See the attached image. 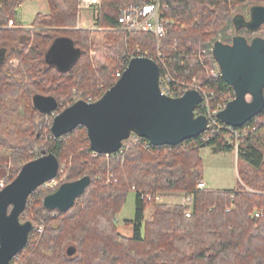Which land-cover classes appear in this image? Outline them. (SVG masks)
<instances>
[{
	"label": "trees",
	"instance_id": "trees-1",
	"mask_svg": "<svg viewBox=\"0 0 264 264\" xmlns=\"http://www.w3.org/2000/svg\"><path fill=\"white\" fill-rule=\"evenodd\" d=\"M24 1L0 0V188L43 152H52L59 168L68 163L67 181L88 175L90 182L65 211L44 207L47 192L39 186L29 194L19 218L33 228L16 264H264V108L236 127L237 144L228 129L210 127L176 145H153L132 133L121 151L93 155L84 126L60 137L50 131L54 114L78 99L88 101L99 90L100 96L115 82L116 71L136 55L153 58L161 79L160 54L174 83L202 89L210 110L226 103L234 97L232 87L208 71L215 62L213 44L230 43L236 32L234 17L248 15V20L249 9L264 6V0H160L165 33L158 40L149 31L118 29L120 7L151 0H100L95 18L99 28L94 30L76 27L79 0H47L48 12L34 15V28L1 26L7 19L21 25L18 8ZM260 28L264 30V22ZM257 30L242 25L237 33L249 41ZM95 33L103 34L108 65H95ZM56 37L70 39L78 50L66 69L46 61ZM14 57L17 65L10 63ZM34 94L56 99L53 114L33 106ZM195 111L205 113L204 102ZM204 146L215 153L236 150V188H197ZM108 172L112 177L105 184L97 176ZM129 191L135 194V209L125 223L133 225V234L125 236L117 231L115 219ZM175 192L191 201L167 204L153 198ZM256 212L261 215L254 217ZM37 222L43 225L41 232Z\"/></svg>",
	"mask_w": 264,
	"mask_h": 264
},
{
	"label": "water",
	"instance_id": "water-1",
	"mask_svg": "<svg viewBox=\"0 0 264 264\" xmlns=\"http://www.w3.org/2000/svg\"><path fill=\"white\" fill-rule=\"evenodd\" d=\"M263 22L264 6L254 5L249 9V19L238 21L231 42L216 41L212 47L220 76L234 92V97L216 117L232 127L242 126L264 108V37L256 35L248 41L237 33L242 25L257 30ZM2 55L0 49V60ZM77 56L78 50L70 39L56 37L46 52V61L66 69ZM159 73L153 58L132 56L121 75L98 99H78L54 114L50 125L52 135L60 137L76 126H84L90 149L111 154L132 133L153 145H176L206 131L207 117L195 111L202 103V93L189 88L181 96H169L160 88ZM32 103L40 113H53L57 108L56 99L51 95L34 94ZM58 168L56 156L43 152L24 163L15 178L0 188V264H10L12 257L25 246L33 224L22 222L19 216L29 194L53 179ZM89 182L88 175L63 182L43 197L42 204L47 209L65 211ZM72 252V247L67 249L68 254Z\"/></svg>",
	"mask_w": 264,
	"mask_h": 264
},
{
	"label": "rangeland",
	"instance_id": "rangeland-1",
	"mask_svg": "<svg viewBox=\"0 0 264 264\" xmlns=\"http://www.w3.org/2000/svg\"><path fill=\"white\" fill-rule=\"evenodd\" d=\"M18 9L20 13L21 25L15 24L13 22L11 28H34L33 26L30 25L34 18V15L38 12L43 14L47 13L48 3L47 0H26L19 5ZM244 17L245 19H247L248 15L247 17L246 16ZM95 18L96 17L93 16V9L91 8L79 9L78 22L76 27L83 29H93V30L98 29L99 27L97 26ZM245 19H242L239 16H235L234 17L235 26H238L239 20L245 21ZM1 26L4 27V25ZM256 35L264 37V30L260 28L259 30L251 33L250 37L252 38L253 36ZM94 39L98 45L97 48L92 51L95 60V65L97 67L108 65L110 63V56L102 46L103 34L95 33ZM154 56H157V54H155ZM50 60H52V58ZM10 63L12 65H17L18 58L14 57L10 59ZM194 87L195 86H193V84H188V89ZM247 99L248 100L250 99L249 95H247ZM18 109L20 116L21 113H23L22 112L23 105L18 107ZM49 114H53V113H49ZM15 131L18 133V135H20L21 131L19 128L16 127ZM93 155L96 154L93 153ZM235 155H236L235 149L233 151L215 153L211 150L210 146H204L200 148V156L202 160V180L205 182L206 188L217 189V188L237 187L238 176H237V168H236L237 160ZM67 168H68V163H64L63 166L58 168L59 174L56 175L53 179L39 186L40 191L47 192V194L51 193L54 190H56L61 183L66 182ZM110 173L111 172H108L106 173V175L103 176H101L100 174L97 177L98 179L103 180L104 183L106 184L110 182V177H109ZM184 197L185 196L182 195L181 193L175 192V194H166L165 196H161L158 201L167 204H175V203L185 204ZM134 209H135V194L133 191H129L126 200L121 210L116 215V219H115L117 231L122 235L132 236L133 234V225L126 224L125 220L133 219ZM149 213H150V206L146 207L144 211V217L147 218L149 216ZM35 225H37L38 227L41 228V230H43L42 224L38 223ZM18 258L19 255H17V258L15 259L13 264H16Z\"/></svg>",
	"mask_w": 264,
	"mask_h": 264
},
{
	"label": "built area",
	"instance_id": "built-area-1",
	"mask_svg": "<svg viewBox=\"0 0 264 264\" xmlns=\"http://www.w3.org/2000/svg\"><path fill=\"white\" fill-rule=\"evenodd\" d=\"M159 2L160 0H151V1H146L143 3H128V4L123 5L122 7L118 9V16H117V21L119 23L118 29L124 30V31H149V32H152L155 35L156 39L158 40L165 33V20L160 10ZM99 5H100V0H79L78 7L79 9H82V8L93 9V16L96 17ZM12 25H13V20L8 19L5 22L4 26L12 27ZM158 56H159L158 58H160L162 66L165 69V73L163 74L162 78L159 79V84H160V88L162 92L172 97L181 96L188 89V84L174 83L169 72L166 70V65L164 63V60L160 57L161 56L160 54H158ZM124 67L122 68V70L120 68L116 71L115 73L116 79L121 75ZM208 71L211 73V75H214V76L217 74H220L218 64L216 63V61L209 65ZM171 83H174L175 85L171 86L170 85ZM194 88L198 89L202 93L203 100L201 104H203L204 102V104L206 105V112L202 114H204L208 119L207 129H209L210 127H215L218 129L226 128L234 135V138L237 144L238 132L236 130V127L226 125L216 117V113L224 107L225 103L224 104L218 103L217 107L214 110H210L206 102V95L204 91H202V89H199L198 87H194ZM99 93H100V90L96 94L92 96L90 95L88 97V101H93V100L98 99L101 96V95L98 96ZM143 146L147 147L148 145L145 144ZM119 150L120 151L122 150V146ZM93 153L96 154L95 152ZM106 155H109V154H106ZM109 177H112V175H109ZM112 180L115 181V178H112ZM205 187H206L205 182L202 179H200L197 182V188H205ZM141 196L142 198L146 197L147 199H151L152 197L151 195L143 194V193L141 194ZM153 198L158 201L160 199V196L156 195ZM184 201L185 203H189L191 201L190 197L188 196L184 197ZM186 215L189 216V212H186ZM259 215H261V213L256 212L254 214V217H257ZM36 229L39 232L41 231V228L38 226H36ZM27 241H28V238H27ZM29 244L30 245L32 244V240L29 242ZM24 247L22 249H24ZM16 255L17 253L12 257L14 261L17 258Z\"/></svg>",
	"mask_w": 264,
	"mask_h": 264
},
{
	"label": "crops",
	"instance_id": "crops-1",
	"mask_svg": "<svg viewBox=\"0 0 264 264\" xmlns=\"http://www.w3.org/2000/svg\"><path fill=\"white\" fill-rule=\"evenodd\" d=\"M236 156V155H235ZM237 176H238V174H237ZM237 182H238V180H237ZM206 185V184H205ZM219 189H234V188H232V187H227V188H219Z\"/></svg>",
	"mask_w": 264,
	"mask_h": 264
},
{
	"label": "bare ground",
	"instance_id": "bare-ground-1",
	"mask_svg": "<svg viewBox=\"0 0 264 264\" xmlns=\"http://www.w3.org/2000/svg\"><path fill=\"white\" fill-rule=\"evenodd\" d=\"M166 65V64H165ZM166 70L169 72V70L167 69V66H166ZM164 73H165V69H164ZM169 74H170V72H169ZM170 76H171V74H170ZM172 78V77H171ZM173 79V78H172ZM174 81V80H173ZM175 82V81H174Z\"/></svg>",
	"mask_w": 264,
	"mask_h": 264
}]
</instances>
